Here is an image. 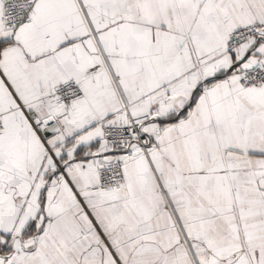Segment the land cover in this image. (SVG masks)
I'll return each mask as SVG.
<instances>
[{"label":"snow or ice","instance_id":"1","mask_svg":"<svg viewBox=\"0 0 264 264\" xmlns=\"http://www.w3.org/2000/svg\"><path fill=\"white\" fill-rule=\"evenodd\" d=\"M0 264H264V0H0Z\"/></svg>","mask_w":264,"mask_h":264}]
</instances>
